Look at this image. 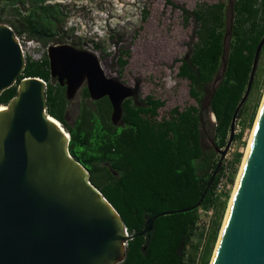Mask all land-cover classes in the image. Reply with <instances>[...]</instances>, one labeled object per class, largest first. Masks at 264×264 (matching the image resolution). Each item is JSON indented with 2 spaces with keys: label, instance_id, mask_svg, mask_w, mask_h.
Instances as JSON below:
<instances>
[{
  "label": "trees",
  "instance_id": "1",
  "mask_svg": "<svg viewBox=\"0 0 264 264\" xmlns=\"http://www.w3.org/2000/svg\"><path fill=\"white\" fill-rule=\"evenodd\" d=\"M54 1L0 0V23L10 26L19 38L26 35L43 45L60 44L62 33L68 31L67 15ZM166 2L179 9L186 21H194V44L177 63L179 77L190 82L191 96L200 108H175L158 120L165 102L153 96L143 102L130 98L123 103V119L116 127L111 122L109 99L90 101L85 87L80 115L70 125L66 89L53 83L48 57L39 61L26 57L24 77H37L47 84V113L70 135L71 155L89 170L92 184L118 211L130 235L141 233L149 218L182 211L199 202L220 159L215 147L222 149L228 143L233 115L246 94L256 49L264 37V0H234L227 66L210 101L215 117L214 146L206 148L201 105L206 88L215 81L222 65L228 3L199 4L189 10L172 0ZM18 8L25 14L5 20L10 9ZM73 32L68 31L71 36ZM158 47V43L151 45L149 52ZM124 56L127 53L123 52L119 61L121 68L127 63ZM256 86L254 79L252 90ZM17 91V85L6 90L0 96V105H8ZM253 119L254 114L251 122ZM236 161L240 163L241 155ZM217 180L218 176L199 208L160 217L150 236L129 241L122 264H191L193 256H188V249L201 220L200 211L215 207L220 220L230 195L222 203L215 199ZM219 228L220 223H215L202 264L210 262Z\"/></svg>",
  "mask_w": 264,
  "mask_h": 264
},
{
  "label": "water",
  "instance_id": "2",
  "mask_svg": "<svg viewBox=\"0 0 264 264\" xmlns=\"http://www.w3.org/2000/svg\"><path fill=\"white\" fill-rule=\"evenodd\" d=\"M263 47L264 37L246 94L233 115L228 143L219 150L199 202L149 218L141 233L130 235L118 211L92 184L89 170L71 155L70 135L47 113L46 83L24 77L27 60L17 35L0 24V96L18 86L8 105H0L5 108L0 111V264H122L128 242L150 236L158 218L199 208L233 143ZM47 56L51 77L65 87L68 100L86 86L92 101L109 99L111 122L120 126L123 103L137 95L138 87L108 77L97 55L70 44L50 45ZM213 264H264V105Z\"/></svg>",
  "mask_w": 264,
  "mask_h": 264
},
{
  "label": "rangeland",
  "instance_id": "3",
  "mask_svg": "<svg viewBox=\"0 0 264 264\" xmlns=\"http://www.w3.org/2000/svg\"><path fill=\"white\" fill-rule=\"evenodd\" d=\"M172 1L189 10H194L199 4H217L222 0ZM224 1L228 3L225 50L229 52L234 0ZM52 3H59L63 6V11L67 15L66 27L68 31L74 30L73 36L65 30L67 34L62 33V43L49 45L29 40L26 35L18 37L28 57L39 61L47 56V49L50 45L70 44L78 49L94 52L108 77L118 79L126 86L138 87L137 95L131 99L143 102L147 96H153L155 99L165 102V106L159 110L158 120L167 117L175 108L180 111L189 107L200 108L191 96L190 82L179 77L180 64L177 62L186 57L190 46L194 44L195 27L194 21H186L179 9L173 8L166 0H55ZM11 10L6 14L5 20L17 19L18 14H25L23 8H18L16 11ZM156 43L159 47L149 52L150 46ZM123 52L127 53V56L123 57L127 63L124 68H121L119 61ZM222 65L215 81L206 88L201 105L203 111L202 140L206 148L214 146L215 119L210 112V101L222 80L224 74ZM254 79L257 86L250 92L246 103L239 112L234 140L226 154L233 175L236 172L234 186L264 99L263 49ZM52 80L53 83L58 82L57 79L52 78ZM85 87L83 86V88ZM83 88L79 90L74 99H67V121L70 125L79 117L81 106L85 101L82 94ZM253 114L254 119L251 122ZM215 150L220 157V148L215 147ZM238 155H241L240 163L236 161ZM234 186L226 201L220 220L216 213L210 219L206 214V209L200 211L201 220L188 249V256H193L191 264L203 263L211 230L215 223H220L219 233L210 256L209 264H211L229 209ZM224 201L221 200L219 203Z\"/></svg>",
  "mask_w": 264,
  "mask_h": 264
},
{
  "label": "built area",
  "instance_id": "4",
  "mask_svg": "<svg viewBox=\"0 0 264 264\" xmlns=\"http://www.w3.org/2000/svg\"><path fill=\"white\" fill-rule=\"evenodd\" d=\"M19 43L23 51V54L25 55V57H27V53L20 40ZM232 176H233V172H232L231 164L228 158L225 157L222 163L221 171L218 175V180L214 188V196L216 200L218 201L225 200L226 195L230 194L232 187L234 186V184L231 183ZM206 214H208L209 218L211 219L215 215V207H210L209 209H207Z\"/></svg>",
  "mask_w": 264,
  "mask_h": 264
},
{
  "label": "bare ground",
  "instance_id": "5",
  "mask_svg": "<svg viewBox=\"0 0 264 264\" xmlns=\"http://www.w3.org/2000/svg\"><path fill=\"white\" fill-rule=\"evenodd\" d=\"M88 52H90V51H88ZM92 53H93V52H92ZM94 54H95V53H94ZM95 55H96V54H95ZM97 57H98V56H97ZM103 99H104V98H103ZM98 101H100V100H98ZM263 105H264V99H263V103H262V106H261V109H260V113H259V115H258V118H257V120H256L255 126H254V128H253V132H252V135H251V138H250V141H249V145H248V149H247V152H246V156H245V158H244L243 165H244L245 160H246V158H247L248 150H249V147H250V144H251V141H252V138H253L254 132H255V128H256L257 122H258L259 117H260V115H261V113H262ZM1 110H5V108L1 107V108H0V111H1ZM59 124H60V123H59ZM61 127H62V126H61ZM62 128H63V127H62ZM65 132H66V131H65ZM66 133H67V132H66ZM67 134H68V133H67ZM243 165H242V167H243ZM242 167H241V170H242ZM241 170H240V172H239V176H238V179H237V182H236L235 188H234L233 193H232V197H231V200H230L229 209H230V206H231V204H232V202H233V199H234V195H235V192H236V189H237V185H238V182H239V179H240V176H241ZM229 209H228V212H229ZM228 212H227V215H226V218H225V222H224V225H223V228H222V231H221L220 236L222 235L223 230H224V228H225V224H226V220H227ZM219 238H220V237H219ZM217 249H218V244H217V247H216V250H215L214 256L216 255ZM214 256H213V259H212L211 264H213Z\"/></svg>",
  "mask_w": 264,
  "mask_h": 264
}]
</instances>
